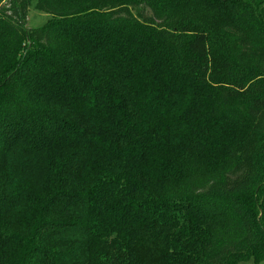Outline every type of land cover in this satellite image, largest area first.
Returning a JSON list of instances; mask_svg holds the SVG:
<instances>
[{
	"label": "trees",
	"instance_id": "obj_1",
	"mask_svg": "<svg viewBox=\"0 0 264 264\" xmlns=\"http://www.w3.org/2000/svg\"><path fill=\"white\" fill-rule=\"evenodd\" d=\"M246 262L264 0H0V264Z\"/></svg>",
	"mask_w": 264,
	"mask_h": 264
},
{
	"label": "rangeland",
	"instance_id": "obj_2",
	"mask_svg": "<svg viewBox=\"0 0 264 264\" xmlns=\"http://www.w3.org/2000/svg\"><path fill=\"white\" fill-rule=\"evenodd\" d=\"M49 19V16L38 12L34 8V2H32L28 8L27 18H26V27L29 29L39 28L42 27L46 21ZM242 264H253L252 262H246ZM259 264H264L261 262Z\"/></svg>",
	"mask_w": 264,
	"mask_h": 264
}]
</instances>
